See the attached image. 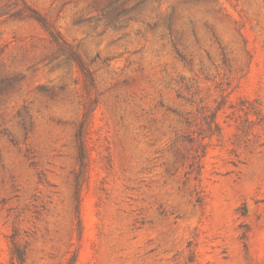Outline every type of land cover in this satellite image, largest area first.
Segmentation results:
<instances>
[{"label":"rangeland","instance_id":"374dc122","mask_svg":"<svg viewBox=\"0 0 264 264\" xmlns=\"http://www.w3.org/2000/svg\"><path fill=\"white\" fill-rule=\"evenodd\" d=\"M0 264H264V0H0Z\"/></svg>","mask_w":264,"mask_h":264},{"label":"trees","instance_id":"16d2710c","mask_svg":"<svg viewBox=\"0 0 264 264\" xmlns=\"http://www.w3.org/2000/svg\"><path fill=\"white\" fill-rule=\"evenodd\" d=\"M52 36H53L54 42H58L56 35H52Z\"/></svg>","mask_w":264,"mask_h":264}]
</instances>
